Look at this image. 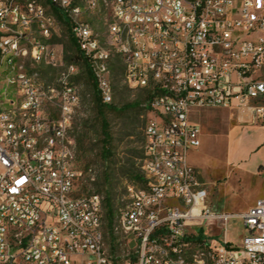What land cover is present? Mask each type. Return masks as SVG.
Returning a JSON list of instances; mask_svg holds the SVG:
<instances>
[{"label": "built area", "instance_id": "2783aa9c", "mask_svg": "<svg viewBox=\"0 0 264 264\" xmlns=\"http://www.w3.org/2000/svg\"><path fill=\"white\" fill-rule=\"evenodd\" d=\"M63 29L82 71L54 43ZM117 68L146 95L143 187L107 230L104 198L78 195L71 132L85 101L114 104ZM206 108L264 126V0H0V264H264V164L262 197L227 214L188 162V115Z\"/></svg>", "mask_w": 264, "mask_h": 264}, {"label": "rangeland", "instance_id": "374dc122", "mask_svg": "<svg viewBox=\"0 0 264 264\" xmlns=\"http://www.w3.org/2000/svg\"><path fill=\"white\" fill-rule=\"evenodd\" d=\"M97 24L95 21V25ZM54 43L58 45V50H62L63 57L64 55L74 57V50L64 29L61 30L60 37L54 39ZM71 64L79 66L80 71L83 70L81 60H73ZM40 71L42 74L50 71V76H55L54 70L41 67ZM116 77L114 73V88L117 86L113 104L115 110H107L105 114L112 137L111 148L114 157L107 162L99 158L101 147L99 123L94 111L87 105H82L75 111L71 132L75 142L74 162L79 169H90L82 176L78 195L95 193L104 198L108 194L113 208V219L129 204L130 189L135 191L143 187V183L134 178V175H140L139 166L147 119L146 112L140 106L146 95L127 88L125 90L119 75ZM80 84L86 89L88 79L83 76ZM124 105L128 106L123 107ZM188 118L199 131L201 143L198 149L199 159L204 166L213 170L207 176L203 174L198 176V181L207 190L209 208L215 213H241L255 192L254 185L251 184L249 191H242L230 182V192L219 196L218 182L223 178L229 164L236 165L247 151L256 150L258 135L264 132V128L239 125L232 113L225 109H193ZM261 151L262 149L254 151L250 157L251 161L259 159ZM124 165L125 169H122ZM130 166H133L134 172L129 170ZM224 231L225 238L233 245H235L233 241L240 239L242 235V227L238 220L228 221ZM205 233L219 234V230L215 227L212 231L205 228ZM218 237L222 238V231Z\"/></svg>", "mask_w": 264, "mask_h": 264}, {"label": "crops", "instance_id": "0c3cea01", "mask_svg": "<svg viewBox=\"0 0 264 264\" xmlns=\"http://www.w3.org/2000/svg\"><path fill=\"white\" fill-rule=\"evenodd\" d=\"M232 113V116L236 118V115L233 111H229ZM189 120V118H188ZM237 120V119H236ZM190 123H192L189 120ZM239 125H252L254 127L258 128H264V126L261 125H255L252 123H240L237 121ZM194 124V123H192ZM195 125V124H194ZM201 144V143H200ZM256 150L262 149L261 155L259 159H254L251 161L250 157L252 154H254V151H247L246 154H244L238 163L236 165L229 164L227 166V169L224 172L223 178L220 179V182H218V194L221 195H227L229 191V183L232 182L236 185V188L242 190V191H249L251 189V184L254 185L255 192L248 204V206L241 211V213H245L247 210H249L254 203L260 199L263 195V179L260 176L259 168L264 164V132L259 133L256 143ZM199 149V148H198ZM198 149L192 150L188 153V162L189 164L197 170L199 176L200 175H209L210 172H213V170L207 168L202 164V162L199 159V152ZM220 200V199H219ZM245 233L242 230L241 238L238 240H234V244L227 240L230 244L233 246H240L242 238L244 237ZM226 236V235H225Z\"/></svg>", "mask_w": 264, "mask_h": 264}, {"label": "trees", "instance_id": "16d2710c", "mask_svg": "<svg viewBox=\"0 0 264 264\" xmlns=\"http://www.w3.org/2000/svg\"><path fill=\"white\" fill-rule=\"evenodd\" d=\"M52 11H53L54 15L57 17V19L60 22H62L64 24V26H66L67 32H69L67 21L62 18L61 14L58 12V10L56 8L53 7ZM69 42H70V46L74 50L75 55L72 58H69L67 55H64V62L67 65L71 64V62L73 60H81V57L78 55V53H77V51L75 49V44H74V42H73V40L71 38L69 39ZM83 64H84V61H83ZM84 66H85V64H84ZM50 70H52V69H50ZM49 72L44 74L45 78H48V76L50 75ZM116 72H115V77L120 74V70L116 69ZM52 79H53V77L50 76V78L48 79L49 82H52ZM124 89L127 90L126 88H124ZM116 92H117V86L114 88V93H116ZM94 102H95L94 106H92V107L89 105V103L87 101H85V103H83V106L87 105L95 113V116H96V118L98 120V123H99V129H100V135H101V147H100V152H99V158L103 162H107V161L111 160L114 157V155L112 153V148H111L112 137H111V134L109 132V123H108V120H107L105 114H106L107 110H109V111L115 110V108H114L115 106H113V105H110V106L102 105L98 101L97 98L94 99ZM127 106L128 105H124L123 107H127ZM132 167L133 166H130L129 170L134 172ZM121 168L125 169V165L122 166ZM88 170H90V169L89 168H85L82 171H83V173H86ZM131 171H130V173H131ZM125 174H127V173H125ZM134 178H136L138 181L142 182V179H141L140 175L139 176L134 175ZM104 210H105V219H106V222H107V230H109L114 219H113V208H112V205L110 203V197H109L108 194H106V196L104 197Z\"/></svg>", "mask_w": 264, "mask_h": 264}]
</instances>
